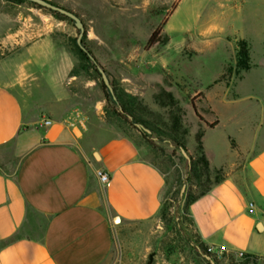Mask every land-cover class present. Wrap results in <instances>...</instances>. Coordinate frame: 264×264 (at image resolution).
<instances>
[{"label":"rangeland","instance_id":"obj_1","mask_svg":"<svg viewBox=\"0 0 264 264\" xmlns=\"http://www.w3.org/2000/svg\"><path fill=\"white\" fill-rule=\"evenodd\" d=\"M49 1L80 18L84 46L104 69L117 102L110 94L111 102L105 100L95 67L76 54L72 83L80 90L93 83L84 91L92 100L102 99L99 111L109 129L136 133L144 143L140 133L146 134L154 143L149 158L166 174L158 216L141 223L114 222L112 252L102 264H264L252 256L202 247L187 212L190 197L240 169L264 145V0ZM0 12L14 16L16 41L24 37L30 43L49 34L56 45L76 51L74 23L50 10L0 0ZM158 27L166 41L149 48ZM241 42L249 47L246 71L236 68ZM163 92L172 94L176 108L156 100ZM176 112L179 125L172 126ZM214 122V128L207 125ZM198 135L207 169L195 165Z\"/></svg>","mask_w":264,"mask_h":264},{"label":"crops","instance_id":"obj_2","mask_svg":"<svg viewBox=\"0 0 264 264\" xmlns=\"http://www.w3.org/2000/svg\"><path fill=\"white\" fill-rule=\"evenodd\" d=\"M13 22L0 12V264H102L115 217L158 216L166 174L136 133L106 126L102 99L84 91L93 83H72L66 48L49 34L16 41ZM42 118L53 124L39 128ZM188 216L204 246L264 262V145L192 202Z\"/></svg>","mask_w":264,"mask_h":264},{"label":"trees","instance_id":"obj_3","mask_svg":"<svg viewBox=\"0 0 264 264\" xmlns=\"http://www.w3.org/2000/svg\"><path fill=\"white\" fill-rule=\"evenodd\" d=\"M7 1H9V2H11V3H15V2H19V3H24V2H27V1H24V0H7ZM51 2V1H50ZM29 3V2H28ZM52 4H54V5H57V4H55V3H53V2H51ZM30 4H32V5H34V6H37V5H35V4H33V3H30ZM57 6H59V5H57ZM38 8H40V9H44V8H42V7H39V6H37ZM61 7V6H60ZM62 8H64V7H62ZM64 9H66V8H64ZM66 10H68V9H66ZM68 11H70V10H68ZM55 17H57V18H61V19H63V20H69V21H71V22H73L72 20H70L69 18H67V17H65V16H63V15H61V14H58V13H55V12H52V11H50ZM71 12V11H70ZM73 13V12H72ZM76 15V14H75ZM161 29H160V27H158L157 29H155L153 32H152V34H151V36L149 37V39H148V42H147V47H149V48H151V47H153V46H155V45H158V44H163L165 41H166V39H165V37L163 36V35H161V31H160ZM84 38V37H83ZM82 43H83V45H84V42H83V39H82ZM87 49V48H86ZM68 50V49H67ZM75 52L74 51H70V50H68L73 56H75L74 54H76L77 55V57L79 58V61L80 62H82V63H89V64H93L91 61H90V59L87 57V55L78 47V45H75ZM88 50V49H87ZM89 52V51H88ZM90 53V52H89ZM91 54V53H90ZM92 55V54H91ZM236 58H237V61H236V68H237V70H242V71H246V70H248L249 68H250V65H249V62H250V57H249V47L247 46V44L245 43V42H241L240 44H239V46H238V49H237V53H236ZM93 68L95 67V65L93 64V66H92ZM75 70H76V67H75V64H74V67H73V69H72V71H71V73H70V75H71V77H73V76H75ZM95 72L99 75V77H100V74L98 73V71H97V69H96V67H95ZM100 87H101V90H102V93H103V95H104V98H105V100H107V101H109V102H111L110 100L112 99V96H111V99H110V96H109V91L107 90V88H106V86L103 84V82L102 83H100ZM114 96H115V98H116V101L115 102H117V97H116V95L114 94ZM162 97H165L166 98V102L165 101H163V98ZM156 100L158 101V102H160L161 104H162V106H169V107H172V108H176L177 107V102L175 101V99H174V97L172 96V94L171 93H167V92H163V93H161V94H159V95H157V97H156ZM191 107H192V110L194 111V113H195V115L197 116V117H199V114H198V111H197V106H196V104H195V100L194 99H192L191 100ZM123 108V110L125 111V108L124 107H122ZM113 110V112H114V114L115 115H117V116H119V117H121V118H125L124 117V115H122L121 113H119L116 109H112ZM178 111V110H177ZM171 120H172V126H178L179 125V121H180V116L178 115V113L176 112L175 114H173L172 115V118H171ZM129 124H131V123H129ZM207 124V123H206ZM216 124H217V122H214V123H212V124H207L210 128H214L215 126H216ZM140 132V131H139ZM141 134V136H142V138H143V140L146 142V144L148 145V146H150L151 148L153 147V145H154V143L152 142V141H150V140H148V138H147V135L146 134H144V133H140ZM200 138H201V135H198V137H197V149H198V151L200 152V156L198 157V160H197V162L195 163V165L197 166V165H201L202 167H204L205 169H207L208 168V163H207V161H206V159H205V157H204V155H203V149H202V144H201V141H200ZM181 147H183L184 149H185V147L183 146V145H181ZM222 179V178H221ZM220 179V180H221ZM220 180H217L214 184H217ZM214 184H212L210 187H208L207 189H205L204 191H202L200 194H198L197 196H195V197H190L189 199H188V201H187V212H188V206L192 203V202H194L197 198H199L200 196H203L204 194H206L208 191H209V189L214 185ZM162 210V209H161ZM191 221V220H190ZM200 242V241H199ZM200 244H201V246L202 247H204V248H206V246H204L201 242H200ZM248 256H250V255H248Z\"/></svg>","mask_w":264,"mask_h":264},{"label":"water","instance_id":"obj_4","mask_svg":"<svg viewBox=\"0 0 264 264\" xmlns=\"http://www.w3.org/2000/svg\"><path fill=\"white\" fill-rule=\"evenodd\" d=\"M24 1L33 3V4H35L39 7H42L44 9L50 10V11L58 13V14H61V15L65 16V17H67L73 21L75 28L78 30V36L76 39V43H77L78 47L87 55V57L90 59V61L95 65L98 73L100 74V77L102 79L103 84L106 86L107 90L109 91L110 95L112 96V99L114 101H116L112 87L109 83L108 77H107L104 69L97 63L95 58L88 52V50L86 49V47L82 43V39L84 37L85 29H84V25H83L82 21L80 20V18L68 10H66L60 6L52 4L49 0H24ZM128 118L131 119L130 117H128ZM135 127L140 131L149 133V131L147 129H144L141 125H135ZM179 149H180L181 154L188 161H190V158L187 155L186 150L183 147H179ZM94 157H95V159L98 160V155L96 153H94ZM116 221H118L117 217L114 218V222H116ZM204 257L207 260L211 261V259L208 256L205 255Z\"/></svg>","mask_w":264,"mask_h":264},{"label":"built area","instance_id":"obj_5","mask_svg":"<svg viewBox=\"0 0 264 264\" xmlns=\"http://www.w3.org/2000/svg\"><path fill=\"white\" fill-rule=\"evenodd\" d=\"M52 124H53V121L51 119L42 118L38 123V127L39 128H47V127L51 126ZM97 177H98L99 182L102 185H105L109 182V176L102 171L97 172Z\"/></svg>","mask_w":264,"mask_h":264}]
</instances>
